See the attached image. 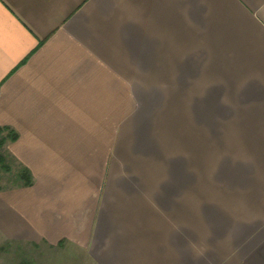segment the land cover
<instances>
[{
    "label": "crops",
    "instance_id": "crops-1",
    "mask_svg": "<svg viewBox=\"0 0 264 264\" xmlns=\"http://www.w3.org/2000/svg\"><path fill=\"white\" fill-rule=\"evenodd\" d=\"M4 126L0 249L264 264V0H0Z\"/></svg>",
    "mask_w": 264,
    "mask_h": 264
},
{
    "label": "rangeland",
    "instance_id": "rangeland-1",
    "mask_svg": "<svg viewBox=\"0 0 264 264\" xmlns=\"http://www.w3.org/2000/svg\"><path fill=\"white\" fill-rule=\"evenodd\" d=\"M7 136V132L2 134V137ZM9 143V142H8ZM7 143V144H8ZM7 144L0 149L7 155L12 166L10 173L2 172V180L0 185L5 188L13 186V179L18 172L20 164H18L12 157ZM198 157L205 156L204 149L199 147L198 143ZM216 156H219L216 154ZM213 157L212 179H213V203H221L235 196L236 182L227 176L224 177L222 165L219 162V157ZM200 167L201 160H198ZM5 251L0 252V264H24L28 261L29 264H93L90 261L84 260L81 253L76 251L72 253H64L60 247L52 246H36L23 243H7ZM30 261V262H29Z\"/></svg>",
    "mask_w": 264,
    "mask_h": 264
},
{
    "label": "trees",
    "instance_id": "trees-1",
    "mask_svg": "<svg viewBox=\"0 0 264 264\" xmlns=\"http://www.w3.org/2000/svg\"><path fill=\"white\" fill-rule=\"evenodd\" d=\"M7 132V136L2 137V134ZM17 134L12 131L8 126L0 127V149L8 142H13L17 139ZM12 171L11 163L8 160V157L3 152L0 153V183L2 180V172L10 173ZM33 184V177L30 170L20 165L18 172L16 173L13 179V186H30ZM2 186L0 185V189ZM7 247H2L0 250L5 251ZM30 262V261H29ZM24 264H29L28 261H24Z\"/></svg>",
    "mask_w": 264,
    "mask_h": 264
}]
</instances>
